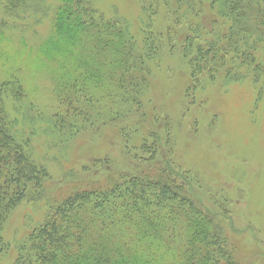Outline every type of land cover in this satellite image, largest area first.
I'll use <instances>...</instances> for the list:
<instances>
[{"label": "rangeland", "instance_id": "374dc122", "mask_svg": "<svg viewBox=\"0 0 264 264\" xmlns=\"http://www.w3.org/2000/svg\"><path fill=\"white\" fill-rule=\"evenodd\" d=\"M8 1L0 0V83L16 81L23 96L13 97L14 86L10 88L4 98L7 120L49 178L8 218L2 234L9 248L0 264H12L17 243L45 220L57 199L85 186L84 181L103 180L109 171L143 170L151 157L125 143L121 125L95 131L100 117L116 107L119 89L109 83L108 67L102 76L86 71L85 84L73 72L75 60L56 42L58 0H23L26 4L18 9L6 8ZM210 1L90 0L96 19L129 33L140 47L146 37L149 47L154 40L163 43L153 60L143 53L151 73H146L149 89L140 96L146 116L138 119L140 141L158 140L156 162L175 167L188 191L215 213L237 264H264V73L256 65L264 62V39L257 42L263 47L245 60L230 52L227 71L193 78L189 60L181 55L187 38L202 43L222 28L227 31L222 16L213 25L218 17L210 11ZM191 5H196L194 11ZM69 79L71 84L78 80L75 88H67ZM88 92L94 94L84 104L91 120L76 112L67 117L68 106L78 105L73 97ZM74 124L77 130L70 127ZM97 160L100 168L94 167Z\"/></svg>", "mask_w": 264, "mask_h": 264}, {"label": "trees", "instance_id": "16d2710c", "mask_svg": "<svg viewBox=\"0 0 264 264\" xmlns=\"http://www.w3.org/2000/svg\"><path fill=\"white\" fill-rule=\"evenodd\" d=\"M25 2L9 0L6 8L18 9ZM58 2L53 20L60 34L56 42L75 60L73 72L80 74L85 84L89 80L86 71L102 76L108 67L109 83L119 89L114 96L116 107L100 117L95 131H101L106 124L121 125L125 143L151 157L148 155L143 170L109 171L103 180L92 184L84 181L85 186L57 199L45 220L17 243L12 264H221L219 257L226 264H237L215 213L205 209L188 191L175 167L156 162L158 140L140 141L138 119L143 115L146 119L140 96L149 89L146 73H151L143 53L153 60L163 43L154 40L149 47L146 37L145 47H140L129 33L96 19L90 0ZM199 6L205 7L203 3ZM191 8L194 11L196 5ZM209 9L218 17L213 25L222 16L227 31L222 28L218 30L220 34L202 43L194 37L187 38L181 55L189 60L193 78L206 71L212 78L227 71L230 52L245 60L263 47L257 42L264 39V0H214ZM169 33L174 34L172 29ZM195 49L197 53L191 57ZM263 64H256L261 65L257 66L258 72L264 73ZM72 81L69 79L67 88ZM12 82L0 83V256L9 248L2 234L8 218L24 200L34 198L35 191L42 189L49 178L46 169L35 163L10 129L4 98L13 86V97L23 96L20 85ZM77 83L75 80L71 88ZM75 98L73 103L78 105L68 106L65 115L73 117L71 113L76 112L89 117L84 104L94 94L88 92ZM60 117L62 114L57 113ZM70 127L79 128L78 124ZM100 163L95 161L94 167L100 168Z\"/></svg>", "mask_w": 264, "mask_h": 264}]
</instances>
